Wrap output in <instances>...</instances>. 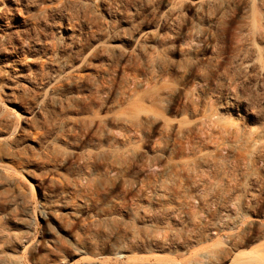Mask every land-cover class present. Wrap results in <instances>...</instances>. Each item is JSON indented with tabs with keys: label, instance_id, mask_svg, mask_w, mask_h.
<instances>
[{
	"label": "rangeland",
	"instance_id": "1",
	"mask_svg": "<svg viewBox=\"0 0 264 264\" xmlns=\"http://www.w3.org/2000/svg\"><path fill=\"white\" fill-rule=\"evenodd\" d=\"M0 1L9 6L0 36H10L0 52V264H264V0L104 4L103 28L115 19L131 27L145 3L143 39L152 35L150 44L174 33L164 11L186 14L183 31L204 40L194 42L202 55H173L175 76L186 74L197 57L200 62L190 73L193 104L183 93L167 110L170 76L156 68L131 85L139 31L126 36L133 40L129 48V41L101 43L107 46L103 78L114 76L116 86L102 93L95 119L146 122V147L124 135L135 131L117 126L109 132L93 125L101 146L90 134L80 145L71 135V119L94 113L74 111L78 91L59 85L74 62L53 46L91 30V12L77 2L69 3L72 16L67 7L44 11L61 0ZM13 4L20 8L10 12ZM220 39L223 69L204 86L199 67L217 62ZM24 44L32 52L20 53ZM89 150L106 157L91 163ZM126 152L137 160L131 169Z\"/></svg>",
	"mask_w": 264,
	"mask_h": 264
},
{
	"label": "bare ground",
	"instance_id": "2",
	"mask_svg": "<svg viewBox=\"0 0 264 264\" xmlns=\"http://www.w3.org/2000/svg\"><path fill=\"white\" fill-rule=\"evenodd\" d=\"M107 1L108 0H93L92 1V3L94 2L93 4H90V3L82 4L81 0H63V1L61 0L59 5L55 4V6L48 7L46 9H44V11L49 14L50 11H55V10L62 8V7H65V9H66V7H67L69 16H72L73 14L75 15V13L72 12L73 7H71L69 3L70 2L71 3L77 2V4L80 5V11L83 10V13H85V14L88 13L89 11L91 12V13H88L90 16L91 23H92L91 30H88L84 33L77 32L76 37L72 40V42H70L71 44L66 43V42L64 43V45H60V43H55V45L53 46V48L55 50V54L59 53V50H62V52L65 51L68 53L66 56V62L67 63H73V62L75 63L76 60L79 61L78 62L79 64H74V63L72 64L71 67H74V70L71 69L72 71L66 72L64 77L63 78L61 77L62 79L59 82V85L65 89H73L74 88V89H76V92L78 91L77 97H75L74 100L72 101L73 107L75 109L74 111H76L77 113H83L85 111L87 112L88 111L87 109H89L90 111H92L94 113L93 119H88V118H86V116H77V117L71 119L72 120V122H71L72 123V125H71V127H72L71 133L72 134L71 135H72V137H74V142L76 144L80 145V143H84L86 141V139L83 138V136L90 134V135H92L91 140L92 141L93 140L94 141L99 140V142L97 141L98 142L97 144L101 146L103 140H102L101 136H99L100 135L99 133L95 134L94 129H93V125L94 124H95V126L98 125L99 130L101 127H102L101 129L103 131H106L108 129L109 132L111 131V129H113V127L117 126V127L122 128V129L124 128L125 130H127L129 132L135 131L134 135H130L129 137L127 136L126 133L124 135L128 139H131L132 136H133V139H139V142H137V143H139L138 147H146L147 146V137L149 136L148 134L147 135L144 134V132L147 130L146 129L147 128L146 122H143L142 120H139V121L133 120L129 124H126V123L124 124L119 120H113V121L112 120L111 121H101L100 120L98 123V119L97 120L95 119V118L99 117L100 107L102 106V99H103L102 93L104 91H106L107 93H110L114 89V87L116 86V82H115L116 80H115L114 76L111 75L112 77L109 76L106 79L103 78V73H104L105 69L102 67L100 60L102 59L104 52L107 50V46H105L104 44H101V43H111L112 41H127V42L129 41L130 44H128V45L125 44L126 47L129 48V47H131V42H133V40L131 38H127L126 36L130 35L132 37L135 35V33L137 31H139L138 35L139 34H141V35H139L138 38H136V40H134L135 45H134V49H133V54H131V59H130V63L133 64V66H135L134 70L138 74L137 75L133 74L131 85H133V88L136 87L139 84V82H138L139 75L147 74V72L149 70H150V72H151V70L155 71L156 68L159 69V72L162 71V73L166 74L168 76V79L170 76V80H168L170 83H168V81L166 79V82L168 83V84L166 83V85L170 89V90L168 89L169 93L168 92L165 93L166 95L168 94V98H167L168 100H167V104L163 105V108L165 110H167L173 106L175 101H178V100H176L177 97H179L182 100V97L184 95L186 96L188 102L191 101V104H193L192 103L193 100L191 99L190 92L195 89L196 85H194V88L192 87L193 84H191L190 73H192L194 71V68H196L195 67V66H197L196 63L198 64L200 62L198 57H197V61H195L193 58V60L195 62L193 61L194 63H192L191 67H189L190 69L188 70V72H186V74H183V75L179 74L178 76L177 75L175 76V74H172V72L170 71L171 69H173V66L177 63V60L173 57V55L178 50V51L182 52V54H189L190 56H192L193 52H195L196 55L198 56V54L203 53L202 48L200 47V45L198 43H200L201 41L203 42L204 40L201 37L197 38L196 35L191 33V32H190L191 34L190 33L187 34L186 32L183 31L184 30L183 24H185V21L187 20L186 14L185 15L178 14L174 18L173 17L174 15L173 16L171 15L172 13H169L168 11L166 13V11H164L165 13L163 12V14H162L163 15V21L165 22L168 19H173V22L171 24L174 27L173 28L174 33L170 34V35H166V36L160 35L159 39L155 40L158 43V46L156 44H150L149 42H151V39L153 38L152 35H147L146 38L143 39V37L145 35H144V30H143L142 26H143V23L145 21H148V13H149V11H148L149 9H148V7L145 6L146 5L145 3H143L144 6L138 10L137 14L134 15L132 23H131L132 24L131 27L123 28L122 24H121L123 21H121V23H120L121 19L119 21H115L116 20L115 19L112 21H106V28H103V25H102V22L100 20L98 12L103 13V9L105 10L104 4ZM157 1H159V0H155L154 2H157ZM115 2H117V0ZM122 3L125 6H127V4L129 2L128 3L122 2ZM122 3H121V5H122ZM91 5H92V7L93 6L95 7V9H93L92 11H91ZM14 6H10V7H12V8H10L11 10H9L10 12L15 10V9L18 10V8H20V7L17 8V6H15V7ZM19 6H23V2L21 0H19ZM125 6H123V7L125 8ZM1 7H0V19L3 20L5 18H7L6 11H8L9 6L8 7L4 6L2 8ZM78 13H79V11H78ZM106 15H108V14H106ZM14 17H15V15H14ZM26 21H27V17L24 20L25 24H26ZM104 22H105V20H104ZM123 26H125V25H123ZM163 26H164V24H163ZM25 31H26V29H25ZM7 34H9V33H7ZM9 37L5 36L4 34L2 35V37L0 36V52L3 50V48H7L5 43ZM9 40H10V38H9ZM100 40L103 42H100ZM195 41L198 43H194ZM160 47H162V48H160ZM32 48H33V46L31 44H29V45L24 44V46H22L19 49V52L22 53L24 49L27 52H32L31 51ZM216 48H217V50H216L217 62H215V64L213 66H203V65L200 66L199 65L200 70L203 69L205 71V72L203 71L204 74H201V75H203V77L202 76L201 77L204 78L205 80H208V82L206 84H204V86L205 85L208 86L207 84L211 85V83H213V82L209 83V81H211L209 79L212 78V76L215 75L217 72H219L221 67L223 69V66L225 63L224 62V52H225L224 51V49H225L224 40L220 39L217 43ZM69 49L71 51H68ZM194 56H195V54H194ZM131 64H129V65H131ZM0 65H1V63H0ZM227 70H228V68L223 70V71H227ZM44 72H46V71H44ZM41 73H43V72H41ZM41 73L39 75H41ZM44 75H45V73H44ZM39 77L40 76H38V78ZM39 80H41V77ZM43 81H45V80H43ZM166 85L164 86V88L165 87L167 88ZM204 86L202 88H200L202 91L208 88V87L204 88ZM106 89H108V90H106ZM183 93H184V95H182ZM161 97H159V98L161 99ZM196 104H198L197 101H196L195 105ZM96 105L99 106V110L94 109V107ZM175 105H177V104H175ZM177 106L180 107L179 105H177ZM189 106H192V105H189ZM189 106L187 105L186 107H189ZM135 117L137 118V116H135ZM148 132H150V131L148 130L147 133ZM104 133H106V132H104ZM131 149L132 148H130V150ZM103 152H106V151H103ZM106 153H108V152H106ZM101 154H102L101 151L96 152V151H90L89 150V152L87 153V156L89 157L90 160H92L91 163L94 162V164L95 163L98 164L103 159L102 157L104 156L105 153L103 154V156ZM123 155L125 156L124 157L125 161H127L129 163V169L133 168V166H135V163L137 160L134 157H132L130 155V153L126 152ZM104 157H106V156H104ZM120 157H121V155H120ZM114 162H115V160H114ZM118 256L119 257H125L126 255L125 254H118ZM4 263H5V261H4Z\"/></svg>",
	"mask_w": 264,
	"mask_h": 264
}]
</instances>
